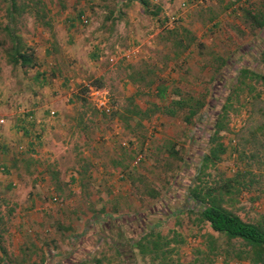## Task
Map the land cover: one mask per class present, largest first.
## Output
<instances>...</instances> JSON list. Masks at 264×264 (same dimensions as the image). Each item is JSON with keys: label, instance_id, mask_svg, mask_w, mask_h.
<instances>
[{"label": "rangeland", "instance_id": "1", "mask_svg": "<svg viewBox=\"0 0 264 264\" xmlns=\"http://www.w3.org/2000/svg\"><path fill=\"white\" fill-rule=\"evenodd\" d=\"M34 1L15 0V19L10 23L9 0H0V98L4 105H12L10 109L26 104L33 96L28 83L34 84L36 71L11 63L12 39L4 27H11L34 52L41 48V53L47 43L38 31L59 33L65 44H50L51 66L43 63L46 78L68 90L63 96L69 95L66 99L81 133H75L66 150L57 151L55 165L42 156H26L20 163L12 151L17 168L9 173L16 185L0 186V264H208V235H217L198 221L189 190L197 187L204 193L232 178L244 168L236 152L243 148L246 155L256 156L246 162L253 182L248 190L232 189L224 197L225 206L246 222L264 220V81L238 83L243 68L264 77V33L259 36L243 24L240 4L146 0L144 10L142 0H40L48 10L43 20L54 23L48 29L35 21L39 8ZM253 1L259 5L264 0ZM157 8L156 16L149 14ZM168 16L177 20L163 28L161 22ZM68 19L75 24L69 27ZM181 28L196 41L173 58L168 29ZM123 53L130 54L129 61L122 59ZM131 69L144 70L155 84L149 88L131 84L127 79ZM160 84L166 86V100L200 97L205 107L191 124L181 116L157 113L142 126L131 121L132 130L125 129L114 114L131 96L143 110L163 105L166 101L159 100L155 90ZM87 86L108 93L111 114H103L86 99ZM224 105V129L217 142L226 152L214 166L200 171ZM119 234L134 245L145 236L150 241L164 238L169 245L161 251L166 254L156 258L141 254L139 247H127L119 255L112 243ZM215 244L219 251L213 264H248L235 260L223 239ZM146 247L151 251V244Z\"/></svg>", "mask_w": 264, "mask_h": 264}, {"label": "trees", "instance_id": "2", "mask_svg": "<svg viewBox=\"0 0 264 264\" xmlns=\"http://www.w3.org/2000/svg\"><path fill=\"white\" fill-rule=\"evenodd\" d=\"M235 3L240 4L239 11L241 12V20L243 24H245L251 32L257 31L259 32V36H261L264 33V1L259 3V5H255L256 3L253 0H232L230 6L234 5ZM9 4L10 6L7 10V15L10 19V23H13L16 13V2L15 0H9ZM32 4L33 6H37L39 8L38 11L35 12V21H38L40 25L41 23H45L43 19L46 18L45 15L48 10L45 11L42 1L37 0ZM141 5L145 10L148 6V3L146 0H142ZM159 11L160 10L157 8V10L149 12V14L156 16ZM80 16L81 13H79L78 17ZM165 21L166 19L161 22L162 27ZM4 28L12 39V45L10 49L11 63L21 68H34L36 66V62L34 61V51L21 43L20 39H18V37L12 31L11 27L6 25ZM180 30L181 32L178 31V29H168V35L170 39L173 38V58H178L180 55L185 53L192 45H194L196 41L194 35L189 30L186 28H181ZM219 61L223 66L226 64L224 59H219ZM131 70V74L127 76V79L131 84L136 86L143 85L146 88H149L155 84L153 79H147L148 73L144 70ZM253 79L264 81V77L262 75L257 74L254 71H250L249 69L243 68L239 71V84L248 86V83H246L245 80L252 81ZM155 90L157 98L159 100H165L166 103L163 105L153 104L151 107L143 110L135 104L134 96H131L126 99L127 104L125 107L114 114L117 117V121L121 123L125 129L132 130L130 125L131 121H134L136 126L140 127L142 126L143 120H148L152 115L157 113L166 115L168 117L181 116L183 122L186 124H191L193 119L205 107V101L200 97L181 96L174 100H166V86L163 84L157 86ZM250 90L251 89H249V91ZM225 110L226 105L222 107L221 114L215 122L213 134H211L209 139L211 147L208 153L204 154L201 158L200 171L208 168V166H214L220 160L221 156L226 152L224 145L217 142V136L224 129L221 120L226 115ZM30 115L31 114L28 113L26 118L31 117ZM258 129L261 132L263 127L261 126ZM245 151L246 150L244 148L241 150H236L237 162L238 164H242L244 168L237 170L236 174L232 178L227 179L224 184L216 188H208L204 193H202L201 189H198L197 187L189 190L188 200L192 202L197 212L198 221L200 223L206 224L211 232L217 235V237H214V235H208L211 240V245L209 247V251L207 252L208 256H211V259H208V264H213V257L218 254L219 248L215 246L217 239H223L226 246H228L226 248L230 250L232 249L234 251L233 258L235 260L246 261L248 264H264V220L258 221L256 223L246 222L225 206V202L227 200L225 201L224 197L231 195L232 189L236 188L239 192V190H248L252 185L253 174L249 163L246 162L248 160H253L256 158V156H248V154L246 155ZM16 164L17 161L14 159L12 166L15 167V169L17 168ZM7 172L5 171L6 174ZM54 174L56 175V173ZM73 181L76 180L71 179V182ZM155 196L156 195L152 197ZM147 237L149 236H145L140 239L136 246L131 243L127 236L119 234V240L114 239V242L112 241V243L115 246L114 248L116 253L119 255L124 253L123 251L127 247H139L141 254L145 252V254H153L154 258L158 257V254H166L165 251H161L164 247L169 245L168 241H166L164 238H157L154 241H150L147 239ZM160 239L164 240L163 244L161 243ZM146 243H149L152 246L151 251L148 250L149 252L144 250L148 248L146 247Z\"/></svg>", "mask_w": 264, "mask_h": 264}, {"label": "crops", "instance_id": "3", "mask_svg": "<svg viewBox=\"0 0 264 264\" xmlns=\"http://www.w3.org/2000/svg\"><path fill=\"white\" fill-rule=\"evenodd\" d=\"M67 22L70 24L69 27L75 24V21L70 19ZM41 26L51 29L54 23L48 19L45 23H41ZM60 26L65 28V25ZM58 34L54 36L52 33L38 31V35L43 36L41 40H46L47 47H44L43 53H41V48L34 52L36 66L30 68L36 69L32 78L34 84L28 83L33 96L29 97L30 99L25 102L26 104H16L10 109L8 106L12 105H4V98H0V119L4 120V125L0 126V186L2 188L10 182H13V186L16 185L9 173L15 169L12 166L14 162L13 150H16V158L21 160L20 163H24L26 156L35 159L42 156L45 160L48 158L55 165L54 160H56L57 151L61 148L66 150L68 142L75 136V133H81L77 128L74 113H72L73 105L66 99L69 95L63 96L68 90L63 89L62 86L50 84L51 82H47L46 78L48 69H45L43 63L51 64L49 62L53 52L49 48L50 44L51 46L55 45L56 42H59L60 45L65 44L61 34ZM37 37L39 36H36V39ZM54 66L56 65L54 64ZM6 87L8 89V85ZM10 92L15 93L14 90ZM52 111L55 112L53 117L50 116ZM28 113L31 114V119L26 118ZM41 162H44L43 159ZM53 170H56V167L53 166ZM5 171H8L7 174ZM44 172L49 171L44 169ZM40 184L39 182V191L43 187ZM35 203L37 202L35 201Z\"/></svg>", "mask_w": 264, "mask_h": 264}, {"label": "built area", "instance_id": "4", "mask_svg": "<svg viewBox=\"0 0 264 264\" xmlns=\"http://www.w3.org/2000/svg\"><path fill=\"white\" fill-rule=\"evenodd\" d=\"M184 7H186V4L182 3L180 5V9L183 10ZM177 20V17L175 16H168L166 19L165 23L163 24V28H170L173 22ZM83 23H87V20H83ZM135 54L137 52H134ZM122 59L124 61H129L130 59V54L128 53H123L122 54ZM114 61V58L110 59V62ZM87 100L100 112L103 114L109 115L112 113L113 107L110 104V98L108 97V93L105 90H101L96 87H91L87 86ZM50 116H55V112L52 111L50 113ZM31 119V117H29ZM4 125V120L0 119V126ZM141 158H137L136 163L140 162ZM56 202L57 200L54 198L53 202Z\"/></svg>", "mask_w": 264, "mask_h": 264}]
</instances>
